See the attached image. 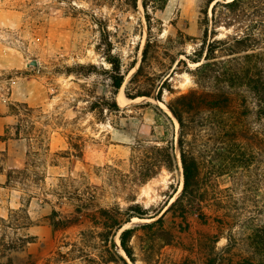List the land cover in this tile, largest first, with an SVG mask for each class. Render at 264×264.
Here are the masks:
<instances>
[{"label":"rangeland","instance_id":"rangeland-1","mask_svg":"<svg viewBox=\"0 0 264 264\" xmlns=\"http://www.w3.org/2000/svg\"><path fill=\"white\" fill-rule=\"evenodd\" d=\"M134 2L0 0V105L15 120L0 140H19L11 143L10 152L0 153V169H6L17 198L16 208L0 216V264H84L63 256L70 244L79 243L88 223L54 231V210L70 215L90 198L97 208L126 209L138 203L153 216L165 212L181 194L180 127L177 131L178 121L160 102L143 97L119 105L117 112L93 108L110 95V58L120 61L125 74L120 88L124 95L126 89L145 90L166 78L164 102L198 89L189 70L197 66L192 59L204 39L207 12L209 41L214 35L218 40L249 33L264 64V0L241 4L234 12L218 6L215 30L211 18L216 2L166 0L162 9L149 8L150 23L143 0ZM149 26L152 40L144 75L130 84ZM32 60L37 67L30 65ZM158 108L171 117L172 125L167 127ZM163 140L175 146V168L163 169L145 184L135 183L132 157L163 145ZM198 148L203 150L202 143ZM199 155L204 156L202 151ZM209 179L205 176L203 185L209 198L217 194L226 201L205 203L212 215L208 222L168 213L150 228L140 226L161 215L126 224V229L136 228L131 240L136 264H240L249 257L247 237L264 226V150L247 172L226 176L218 185ZM224 208L227 217L216 219ZM26 237L31 243L23 247ZM115 241L125 255L118 236Z\"/></svg>","mask_w":264,"mask_h":264},{"label":"trees","instance_id":"trees-1","mask_svg":"<svg viewBox=\"0 0 264 264\" xmlns=\"http://www.w3.org/2000/svg\"><path fill=\"white\" fill-rule=\"evenodd\" d=\"M134 1L136 5L137 0ZM164 2L166 0H143L149 23V8L162 9ZM209 2H216L211 18L215 21L218 6L234 12L241 4L251 3L252 0ZM204 14V39L192 59V63L197 66L189 70L198 89L181 94L169 102L163 100L168 78L160 82L156 79L159 84L153 82L145 90L125 91L128 99L146 97L163 102L178 121V144L183 173L181 194L165 212H157L153 216L138 203L126 209L119 205L97 208L92 205L90 198L87 203L78 204L70 215H61L54 210L50 216L54 231L83 225L85 222L89 225L81 232L79 243L70 244L71 250L63 256L64 258H80L84 264H129L117 248L115 239L118 236L121 249L128 259L136 264L135 252L131 245L136 228L124 229L133 218H156L161 215L155 222L143 224L141 228L152 227L161 222L168 213H173L182 220L196 216L208 222L212 219V215L205 210L208 201L213 199L223 204L226 200L216 193V196L209 198V188L203 187L205 176L210 177L211 183L218 185L220 179L247 172L257 164L264 150V64L256 51L257 40L251 34L244 33L218 40L214 35L209 41L210 20L207 12ZM216 24V21L212 22L214 30ZM148 30L149 36L141 64L130 79V84L140 82L144 75V63L152 40L150 26ZM218 52H224V55L218 56ZM108 61L112 64L109 72L110 95H103L97 106L92 107L97 109L100 105L110 112H117L121 109L116 95L125 81V74L119 60L110 58ZM180 63H183V60H180L178 65ZM168 91L173 92L172 88H168ZM146 105L151 106L150 103ZM159 111L164 116L167 127L172 125L171 117L166 112L160 109ZM201 143L203 150L198 148ZM162 144L151 146L142 155L132 157L135 183L145 184L163 169L172 171L175 168V146L169 140H163ZM199 151H202L204 156L199 155ZM205 168L208 169L207 175L204 174ZM225 213L224 208V212H217L215 218L227 217ZM22 242L23 247H26L31 243V238H22ZM247 246L249 257L244 258L240 264H264V226L255 228L249 234Z\"/></svg>","mask_w":264,"mask_h":264},{"label":"crops","instance_id":"crops-1","mask_svg":"<svg viewBox=\"0 0 264 264\" xmlns=\"http://www.w3.org/2000/svg\"><path fill=\"white\" fill-rule=\"evenodd\" d=\"M4 105H0V136L6 134V131L11 129L15 125L14 118L6 113ZM19 140L8 138L7 140H0V153L10 152L11 143L18 142ZM8 182L6 169H0V216H5V210L8 211L9 208H16L17 198L16 191L10 186ZM7 193V196H6ZM12 193V194H11Z\"/></svg>","mask_w":264,"mask_h":264},{"label":"bare ground","instance_id":"bare-ground-1","mask_svg":"<svg viewBox=\"0 0 264 264\" xmlns=\"http://www.w3.org/2000/svg\"><path fill=\"white\" fill-rule=\"evenodd\" d=\"M193 65H197V64H193ZM117 102H118V105H123V104H125L126 102H135V101H138V100H141V99H143V97H141V98H136V99H128L125 95H124V93L122 92V90H120V92L118 93V95H117ZM146 99V98H145ZM161 106H162V108L169 114V115H172L170 112H169V110H168V108L166 107V106H164L163 104H161V103H159ZM175 118V117H174ZM176 128H177V131L179 130V124H178V122H176ZM181 167V166H180ZM181 169V168H180ZM181 188V187H180ZM141 219H138V218H133L132 219V221H140ZM141 221H148L147 219H143V220H141Z\"/></svg>","mask_w":264,"mask_h":264},{"label":"water","instance_id":"water-1","mask_svg":"<svg viewBox=\"0 0 264 264\" xmlns=\"http://www.w3.org/2000/svg\"><path fill=\"white\" fill-rule=\"evenodd\" d=\"M30 65H32V66H34V67H37L38 66V63H37V61H35V60H32L31 62H30ZM158 102H160V101H158ZM161 103V102H160ZM163 104V103H162ZM169 110V109H168ZM169 112L171 113V111L169 110ZM172 114V113H171ZM172 116L174 117V115L172 114ZM180 163H181V159H180ZM181 168H182V164H181ZM175 201V200H174ZM140 219V218H139ZM147 219H153V217H151V218H147ZM126 226V225H125ZM124 229H126V228H124ZM119 247H120V244H119ZM120 249H121V247H120ZM122 250V249H121ZM123 251V250H122ZM124 252V251H123ZM125 256V258L127 259L128 257L126 256V255H124ZM128 260V259H127Z\"/></svg>","mask_w":264,"mask_h":264},{"label":"built area","instance_id":"built-area-1","mask_svg":"<svg viewBox=\"0 0 264 264\" xmlns=\"http://www.w3.org/2000/svg\"><path fill=\"white\" fill-rule=\"evenodd\" d=\"M9 80H11V79H6L7 82H8Z\"/></svg>","mask_w":264,"mask_h":264}]
</instances>
